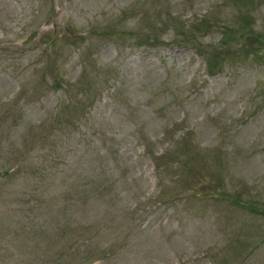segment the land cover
I'll use <instances>...</instances> for the list:
<instances>
[{
    "label": "rangeland",
    "instance_id": "1",
    "mask_svg": "<svg viewBox=\"0 0 264 264\" xmlns=\"http://www.w3.org/2000/svg\"><path fill=\"white\" fill-rule=\"evenodd\" d=\"M0 264H264V0H0Z\"/></svg>",
    "mask_w": 264,
    "mask_h": 264
},
{
    "label": "trees",
    "instance_id": "2",
    "mask_svg": "<svg viewBox=\"0 0 264 264\" xmlns=\"http://www.w3.org/2000/svg\"><path fill=\"white\" fill-rule=\"evenodd\" d=\"M215 60H217V59H215ZM215 60H213L214 62L212 61V64L209 66V69H213V65L215 66Z\"/></svg>",
    "mask_w": 264,
    "mask_h": 264
}]
</instances>
